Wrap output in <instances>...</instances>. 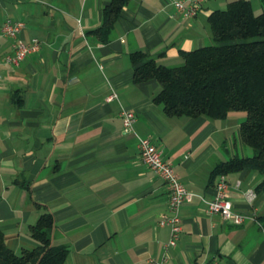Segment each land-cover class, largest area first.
I'll return each instance as SVG.
<instances>
[{
  "label": "crops",
  "instance_id": "obj_1",
  "mask_svg": "<svg viewBox=\"0 0 264 264\" xmlns=\"http://www.w3.org/2000/svg\"><path fill=\"white\" fill-rule=\"evenodd\" d=\"M111 1L0 0V22L22 20L20 37L40 40L19 66L0 64V230L8 246L35 248L30 227L47 210L53 244L68 248L63 264H149L165 255V264H264L258 171L226 173L234 210L254 211L257 220L227 221L202 199L215 195L216 166L251 154L240 137L246 112L170 116L154 100L159 83L136 82L131 60L143 51L160 65L183 63V51L213 37L210 14L233 0H205L193 18L174 0H128L103 41L93 31ZM251 2L263 12L261 0ZM13 44L0 35V58ZM112 91L118 99H107ZM123 107L136 113L134 132L124 131ZM138 136L150 138L197 194L181 206L173 246L161 224L169 188L143 161Z\"/></svg>",
  "mask_w": 264,
  "mask_h": 264
},
{
  "label": "trees",
  "instance_id": "obj_2",
  "mask_svg": "<svg viewBox=\"0 0 264 264\" xmlns=\"http://www.w3.org/2000/svg\"><path fill=\"white\" fill-rule=\"evenodd\" d=\"M127 1L112 0L104 7L103 23L93 31L101 40H108ZM209 21L213 37L200 48L183 51L181 64L160 65L143 51L133 52L134 80L157 81L160 90L154 100L170 116L214 119L245 111L240 137L252 152L216 166L214 177L229 171H258V189H264V11L256 14L251 0H233L213 11ZM54 227L53 214L45 210L30 227L38 245L20 253L8 246L0 230V264H63L68 248L53 244Z\"/></svg>",
  "mask_w": 264,
  "mask_h": 264
},
{
  "label": "built area",
  "instance_id": "obj_3",
  "mask_svg": "<svg viewBox=\"0 0 264 264\" xmlns=\"http://www.w3.org/2000/svg\"><path fill=\"white\" fill-rule=\"evenodd\" d=\"M205 0H174L175 7L187 18H193L198 14L202 3ZM26 23L22 20H6L0 22V35L14 39L13 49L0 58V64L19 66L25 58L40 49V40L37 37L30 41L20 37V32L25 28ZM119 94L112 91L107 97L108 100L118 99ZM122 122L125 132H134L136 113L128 108L121 110ZM138 148L143 161L151 167L169 188V213L161 220V224H168L171 230V237L168 245H175L182 231L181 206L185 201L191 200L195 195L189 191L180 179V175L172 162L167 160L162 150L148 137L138 136ZM215 195L211 199L202 198L207 203V210L210 213L220 214L225 220H233L235 223H242L247 219L257 220L256 212L240 213L234 210L232 201L229 198V182L225 173L218 174L215 181ZM249 196L253 195L249 191ZM168 256L161 260H150L149 264H165ZM208 264H217L210 262Z\"/></svg>",
  "mask_w": 264,
  "mask_h": 264
},
{
  "label": "rangeland",
  "instance_id": "obj_4",
  "mask_svg": "<svg viewBox=\"0 0 264 264\" xmlns=\"http://www.w3.org/2000/svg\"><path fill=\"white\" fill-rule=\"evenodd\" d=\"M255 1H256L255 3H256V7H257V0H255ZM261 3H262V6H263V11H264V3H263L262 0H261ZM261 3H260V4H261Z\"/></svg>",
  "mask_w": 264,
  "mask_h": 264
}]
</instances>
